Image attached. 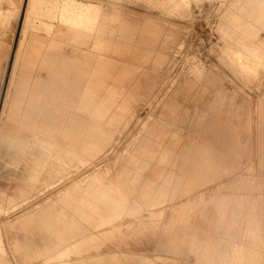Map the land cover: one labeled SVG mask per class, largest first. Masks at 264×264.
I'll list each match as a JSON object with an SVG mask.
<instances>
[{"label": "crops", "instance_id": "1", "mask_svg": "<svg viewBox=\"0 0 264 264\" xmlns=\"http://www.w3.org/2000/svg\"><path fill=\"white\" fill-rule=\"evenodd\" d=\"M47 1L36 0L34 4L35 0H27L22 35L0 119V147L6 145L12 149L16 163L27 165L31 161L33 171L26 178L27 185L4 187L0 184L3 207H6L9 198L16 205L21 203L20 197L27 199L35 183L51 180L62 169L64 162L82 161L101 149L107 140L106 131L114 119V115H109L112 105L108 102L114 100L118 91L123 92L126 82L119 77L122 74L131 75L142 67V62L149 60L153 52L152 44L155 43L154 25L145 23L150 35L135 37L139 24L128 21L117 10H103L101 4L95 2H90L92 8H84L82 5L78 7L72 0H59L62 11L57 18L51 16L50 10L54 7L44 5ZM141 1L169 13L178 12L169 4L160 6L148 0ZM8 3L10 7L0 9V17L6 20L19 13L21 8L15 0H8ZM261 5L264 7L263 3ZM244 8L251 10L240 12L247 15L246 18L236 25L228 21L224 24L231 45L224 48L223 54L237 63L239 73L248 74L253 70L249 60L258 62L264 56L263 42L253 39L258 29L264 27V10L259 13L257 6ZM38 9L49 11L56 24L38 22ZM97 11L96 16L94 13ZM54 12L57 15V11ZM90 12H94L91 21H84L80 13ZM114 32H118V37L111 42L106 37ZM94 37L96 45L79 52L78 46L87 44ZM66 46L70 47L69 52L64 51ZM131 47L134 48L136 62L118 64L107 54L123 55ZM163 49L151 58L152 67L163 64L166 58ZM115 69L119 76L114 78L113 83L118 88H112L106 79ZM34 70L37 74L31 78ZM78 75H86L87 78L78 79ZM185 83L190 84L188 81ZM80 84L83 91L79 95L77 86ZM128 97L129 93H125L119 104L121 116L125 113L123 110L127 107ZM185 107H180L178 116L174 113L175 104L168 107V111L174 113L171 118L177 116L181 123L178 130L167 134L166 125H171L170 122L158 124L159 128H148L145 137L136 143L135 151L124 157L125 164L116 172V178L96 173L89 181L91 186L87 189H84L86 186L76 187L75 196L70 201L47 204L14 221L11 227L19 228L12 234L18 262L34 260L46 254L45 258L51 261L45 264H168L159 258L162 252L196 253L202 256L203 264H211V253L219 255L221 262L223 253L224 260L226 238L227 241L230 238L224 233L225 225L221 226L225 218V202L224 205L218 203L223 207L222 216L209 208L195 218L188 215L190 212L184 204L199 191L210 192L225 184L227 176L237 170L238 161L253 150L254 143L257 147L258 134L235 133L238 128L242 130L244 123L232 122L221 111L212 112L209 109L200 118L202 115H198L196 106ZM163 115L161 121H165ZM261 151L264 154V142L261 143ZM128 164L133 167H128ZM9 189L13 191L8 192L11 191ZM168 200L172 218L169 228L154 232L146 230L145 216L138 223H133V231L138 232L133 234L138 240L112 244L110 240L114 234L110 226L115 219L125 213L143 210H148L149 217L153 218L154 207ZM242 201L243 197L240 204ZM255 207L250 205L246 209L248 221L242 234L231 235L233 240L228 243L233 252L226 254L223 264H264V220L261 218V221L255 222L250 218L254 212L262 214ZM241 208L242 205L239 210ZM174 219L176 223L173 224ZM196 222H202L199 230ZM215 226L218 231L213 228ZM100 227H106L101 231L107 232L108 238V242L101 246L99 241L88 240L89 237L100 236ZM206 239L208 242L204 241ZM80 241L91 242L83 251L89 254L55 263V258L65 254L63 249L66 245H79ZM171 264L178 263L173 261Z\"/></svg>", "mask_w": 264, "mask_h": 264}, {"label": "rangeland", "instance_id": "2", "mask_svg": "<svg viewBox=\"0 0 264 264\" xmlns=\"http://www.w3.org/2000/svg\"><path fill=\"white\" fill-rule=\"evenodd\" d=\"M15 1L21 7L20 12L8 17V20L0 17V119L10 87L13 63L22 35L23 19L27 6V0ZM58 1L49 0L44 4L47 8L54 7L50 10L52 17L59 18L60 11H62V5L59 6L60 2ZM79 1L72 0L71 2L78 7L82 5L84 8H92L93 4L90 2L99 3L103 10H117L128 21L138 23L139 27L135 31V37L150 35L145 23L154 25V29L152 28L155 38V43L152 44L153 52L148 61L142 62V67L131 72V75L122 74L124 76L119 77L126 79L123 92L129 93L130 97L127 100V107L123 110L125 112L123 116L120 115L119 104L125 93L118 91L114 100L108 102V105H112L109 108V115H114V119L106 131V143L101 145L98 152L82 161L76 160L68 164L64 162L62 169L51 180L38 181L31 189L28 186L31 190L28 194L29 197L27 199L20 197L21 203L7 210L4 209L8 206L7 203L6 207H3L4 201L0 197V264H45V262H50L51 260L45 258L47 256L45 254V256H40L37 259H28L19 263L15 252L17 246L12 238V234L19 228H12L11 224L23 215L31 214L47 204L54 202L55 205H58L60 201H70L71 197L75 196L76 187L86 186L84 189H87L91 186L89 181L96 173H103L108 178H116V172L125 164L124 157L135 151L136 143L145 137L148 128H159L158 124L166 125L168 123L165 122H170L171 125H166L167 134L178 130L181 123L176 117L180 107L185 109V106L190 108L196 106L198 115H202L200 118L209 109L212 112L221 111L232 122L244 123L242 130H238L236 124L235 127L238 129L234 130L235 133H247L248 136L250 133L258 134L257 147L253 142V150L244 155L241 161H238L237 170L227 176L225 184L219 185L216 189H211L210 192L209 190L199 191L184 204L187 211L190 212V214H186L195 218L207 212L209 208L212 212L220 213L222 216L223 207L218 206V203L224 205L225 202V218L221 221V226L225 225L224 233H226V237H230L228 241L226 238L225 242L227 251L224 254V260L223 253L221 254V262L218 259L219 255L214 253H211L210 258L211 264H223L226 254L230 255L233 252V248L229 244L233 240L231 235L238 233L241 235L247 224L246 209L250 205L256 206L255 210L262 212V214L254 212L250 218L254 219L255 222L256 220L261 221V218L264 220V154L261 151V143L264 142V56L258 62L257 60L256 62L252 59L249 60L253 70L248 74L246 73L247 75L239 73L237 63H233L223 54L224 48L228 44L231 45V40L226 36L228 31L224 29V24L228 21L236 25L243 18H246L247 15L240 13L250 9L244 8L243 10V7L246 6H257L259 13H261L264 10L261 5L264 4V0H148L160 6L169 4L178 10V12L170 13L158 7H151L141 0ZM8 7H10L8 0H0V9ZM54 11H57V15ZM99 11L87 14L80 13V15L82 19L85 18L84 21L86 19L91 21L92 14L97 16ZM259 13H257L256 18ZM36 15L41 18L37 19L38 22L56 24L47 10L38 9ZM5 24L7 26L4 28ZM117 37L118 32H114L108 34L106 38L114 42ZM253 39L255 42H263L264 48V27L258 29L257 36ZM96 41L97 39L94 37L87 44L79 45V52L93 48ZM161 49L166 52V58L161 66L154 68L151 65V58ZM69 50V46L64 49L65 52H69ZM134 53V48L131 47V50L123 55L112 52L107 54L118 64H124L137 61L133 57ZM116 73L117 69L106 77L112 88H118L116 83H113L114 78L118 79L119 76ZM36 74L37 72L34 70L31 78H34L33 76ZM77 78L84 79L87 76L78 75ZM186 81L190 84L186 85ZM150 83H152L151 87L149 86ZM77 88L80 95L83 91V85L80 84ZM174 104L176 106L174 113L177 116L171 118L174 113L169 112L168 107L174 106ZM162 115L165 121H161ZM94 123L96 124L97 121ZM16 159L12 149L6 145L0 147V184L4 187L27 185L26 178L33 171L32 163L31 161L27 165L23 162L16 163ZM128 167H133V165L128 164ZM25 175L26 177H23ZM242 197L243 203L240 204ZM241 205L242 208L239 210ZM219 207L221 208L220 211L218 210ZM153 210L155 215L153 218L149 217L151 215L148 214V210H143L139 213H125L115 219L110 226L113 234L116 235L115 237L113 235L111 240L109 239L112 244L119 245L127 243L128 240H132L130 243L138 240L134 236L138 232L133 231V223H138L139 219L145 218V216H147L148 224L146 230L154 232L160 228H169L172 225L170 200L165 201L164 204L156 205ZM180 217L181 215H179ZM174 223H176V219H174ZM179 224H181V220H179ZM196 225L199 230L202 222H196ZM206 226H204L205 229ZM104 228H99V237L96 236L94 239L89 237L88 240L99 241V246L106 244L108 242L107 232L101 231ZM213 228L218 231L217 226ZM165 239L166 237L163 238V240ZM235 239L240 240V238ZM204 241L208 242L207 239ZM90 243L80 241L79 245L77 243V245H73V243L66 245L63 249L65 254L55 258V263L89 254L83 251ZM216 244L218 245V242ZM170 256H173L174 260ZM159 258L168 264L173 261L178 264H203L202 256L196 253L170 254L169 252H162V257Z\"/></svg>", "mask_w": 264, "mask_h": 264}, {"label": "bare ground", "instance_id": "3", "mask_svg": "<svg viewBox=\"0 0 264 264\" xmlns=\"http://www.w3.org/2000/svg\"><path fill=\"white\" fill-rule=\"evenodd\" d=\"M40 1V0H39ZM34 4H36V0H35V3ZM31 6H32V3H31ZM7 197V196H6ZM4 201V200H3ZM7 207L6 208H4L5 210H7V209H9V208H11V207H13V206H15L16 204H13V200L11 199V198H9L8 200H7Z\"/></svg>", "mask_w": 264, "mask_h": 264}]
</instances>
